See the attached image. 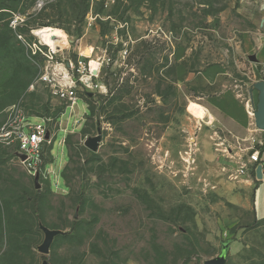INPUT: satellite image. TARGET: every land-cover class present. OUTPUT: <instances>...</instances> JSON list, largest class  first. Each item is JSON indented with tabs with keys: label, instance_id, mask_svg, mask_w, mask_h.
<instances>
[{
	"label": "rangeland",
	"instance_id": "1",
	"mask_svg": "<svg viewBox=\"0 0 264 264\" xmlns=\"http://www.w3.org/2000/svg\"><path fill=\"white\" fill-rule=\"evenodd\" d=\"M44 27L97 69L102 88L72 109L36 82L44 58L26 43L44 45ZM263 46L264 0H0V264H204L226 243L227 264H264L253 149L201 163L196 139L210 129L213 151L225 133L189 109L236 86L249 101ZM210 67L223 80L207 82ZM24 118L53 137L39 187L17 156ZM41 225L62 231L48 254Z\"/></svg>",
	"mask_w": 264,
	"mask_h": 264
},
{
	"label": "built area",
	"instance_id": "2",
	"mask_svg": "<svg viewBox=\"0 0 264 264\" xmlns=\"http://www.w3.org/2000/svg\"><path fill=\"white\" fill-rule=\"evenodd\" d=\"M26 44L34 57L42 56L44 58L36 82L47 86L54 96L66 103V109L68 107L74 108L79 98L78 93L83 92L85 88H102L94 82L98 72L92 65L93 60L87 62L85 58L79 56L73 62L64 55L65 47L62 44H57L56 47L48 43L43 45L41 41L40 43ZM87 79H90V82ZM46 125L47 120L45 118H40L35 122L24 118L12 130L18 142L17 156L24 167L31 175H39L44 178L49 175L45 145L49 142L50 137L51 140L53 139ZM12 132H8L7 135L9 136ZM47 135H49V138ZM20 155H24L25 158L22 159ZM249 162L256 164V168L258 165H263L258 150L250 153ZM242 171L245 172L244 168H242Z\"/></svg>",
	"mask_w": 264,
	"mask_h": 264
},
{
	"label": "crops",
	"instance_id": "3",
	"mask_svg": "<svg viewBox=\"0 0 264 264\" xmlns=\"http://www.w3.org/2000/svg\"><path fill=\"white\" fill-rule=\"evenodd\" d=\"M259 64L262 63L264 66V46L258 53ZM217 67H210L203 71L205 79L211 85L223 80L222 73ZM258 91H254V100L257 104ZM249 101L244 95L243 89L239 86L228 88L220 93H215L208 97L210 106L205 118L209 119L208 124L215 122L216 126L220 128L225 134L221 136L219 146L215 147L213 151L205 147L204 143L207 137H212L211 130L208 129V133H205L203 137H198L197 146L200 150L198 154L199 161H204L203 156L212 154L223 155L222 150L228 149L233 152L232 147H239L240 154H246L248 150L255 151L257 145L264 143V131L257 128L254 117V101L250 96L249 89ZM211 126V125H210ZM211 150V151H210ZM259 151V150H258ZM260 153V151H259ZM263 170L262 176L259 177L257 174V168L255 170L256 178L259 182L264 181V155L262 157ZM249 164L254 165L249 162ZM246 181L248 182V189L253 190V177L249 171H246ZM258 189V187H257ZM254 189V193L256 190ZM257 210V208H256Z\"/></svg>",
	"mask_w": 264,
	"mask_h": 264
},
{
	"label": "water",
	"instance_id": "4",
	"mask_svg": "<svg viewBox=\"0 0 264 264\" xmlns=\"http://www.w3.org/2000/svg\"><path fill=\"white\" fill-rule=\"evenodd\" d=\"M251 59L256 60V57L253 55V56H251ZM263 70H264V67H263ZM255 90L258 91V93H259L257 104L255 103V100H254V91ZM90 94H92V93H90ZM250 96H251V99L254 101L255 124H256L258 129L264 131V79L258 80L255 83H253V85L250 87ZM47 137L49 138V135H47ZM100 141H101V133L99 132L98 135L88 138V140L86 141V145L89 148H91L92 150L96 151L99 147ZM20 157L22 159L25 158L24 155H20ZM260 168L263 170V165L257 166V174L259 177L262 176V175H260V172H259ZM39 178H40L39 175L35 176V181H36L37 187L40 186L39 185ZM41 229L45 233V238H44V241L42 242V244L39 245L38 250L43 254H48L50 252V248H51V245H52L55 237L60 235L62 231L59 229L49 228L45 225H41ZM229 250H230V243L224 244L223 248H222V252L214 258L206 260L204 264H227Z\"/></svg>",
	"mask_w": 264,
	"mask_h": 264
},
{
	"label": "bare ground",
	"instance_id": "5",
	"mask_svg": "<svg viewBox=\"0 0 264 264\" xmlns=\"http://www.w3.org/2000/svg\"><path fill=\"white\" fill-rule=\"evenodd\" d=\"M36 34L39 35L44 41H46V43L53 47H56L57 44H60L58 43V39L61 37L58 38V31L50 27L41 28L36 31ZM87 81L90 82V79H87ZM189 109L193 113L199 115L201 118H203L208 111L206 107L196 102H192L189 106Z\"/></svg>",
	"mask_w": 264,
	"mask_h": 264
},
{
	"label": "trees",
	"instance_id": "6",
	"mask_svg": "<svg viewBox=\"0 0 264 264\" xmlns=\"http://www.w3.org/2000/svg\"><path fill=\"white\" fill-rule=\"evenodd\" d=\"M256 150L260 151V161H262V157L264 155V143L262 145H257ZM35 208L38 209V199H35Z\"/></svg>",
	"mask_w": 264,
	"mask_h": 264
}]
</instances>
